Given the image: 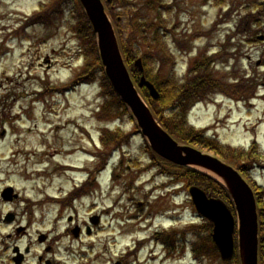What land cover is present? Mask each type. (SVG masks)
Segmentation results:
<instances>
[{
    "label": "rangeland",
    "instance_id": "obj_1",
    "mask_svg": "<svg viewBox=\"0 0 264 264\" xmlns=\"http://www.w3.org/2000/svg\"><path fill=\"white\" fill-rule=\"evenodd\" d=\"M170 1L173 0H166V3ZM221 1L223 0H178L179 4L168 18V20H171L168 27L173 28L179 22L180 27L178 30L182 34L190 35L200 31L206 35L193 41L191 53L181 52L180 55L176 52L178 57L177 75H184L189 60L200 54V51H203L204 48L208 49V54H215L220 45L227 41L229 34H233V29L237 28L241 16L251 15L257 10L253 8L244 11V5L236 11L233 8L226 9L215 6ZM255 1L249 0L248 4L253 5ZM1 3L4 6L0 7V45L4 43L2 40L7 36L8 41L6 43V53L3 58L0 56V123H3L8 132L0 141V156H11V162L9 163L4 158L0 159V167L2 171H10L7 173L5 181L10 180L16 187H19L20 193L25 198L36 200V198L47 194L58 195L60 191L63 194L64 191L68 192L74 187V183L69 182L70 176L65 175L64 177L62 175L63 164H86L89 160L88 156H83V152L80 151H76L75 155L64 156L62 152L64 148H68L66 153L73 152L79 146L88 147L89 149H85V151H88L90 150L89 146H91L90 140H97L96 143H99L98 136L102 128L112 130L116 124H122V128L117 134L125 135L133 132L135 125L129 116H125L120 121L100 122L97 120L96 111L99 108L101 99L99 98L100 89L96 83L77 86L72 92L58 93L60 90H57V88L60 85H69L77 76L87 75V73L83 74L86 61L82 58L80 49L82 43L72 31L75 22L67 4L57 5L58 0H4ZM39 6L48 9L52 13L51 25L45 27L39 23L32 24L26 29V36L14 38L17 35L16 29L28 20L26 19L28 16L31 15L32 17L38 13ZM8 12H13L16 15L7 17ZM12 34L14 37H12ZM242 37L243 35L240 34L235 39H231L233 45L231 44L229 50L237 57L230 59L226 64H222L226 68L221 65L217 66L222 69L221 74H224L226 71L230 73L234 65H238L240 71H243L244 74H253L255 78L254 85L259 88L260 93H264V86L261 85L264 81V67L256 65L257 59L264 57V42L249 43L246 40L249 36H246L244 41H242ZM172 46L173 44H171ZM1 49L2 46L0 51ZM3 76L8 77L9 80H5ZM231 76L233 75H228V80ZM10 92L14 95L19 92L26 97L11 101V96L9 97L10 100L7 99L3 102L4 97ZM251 95L253 93L237 94L235 96L236 98L243 96V101L247 103L245 104L246 107H249L248 103L252 99ZM214 98H220L226 103L225 114L219 112L217 105L208 104L202 107L199 112L193 110L196 116L191 117V123L196 125L197 127H195L198 129H210L208 134H213L215 131V135L218 136L219 140L227 145L248 147L252 142V136L257 130V117L262 114L261 117L264 119V101L252 99L251 102L257 104V106H254L255 109L251 114H247L243 110L244 105L227 100L226 97L221 95H216ZM26 110L29 111V115ZM17 113H21L22 121L19 120L20 116ZM59 125L63 126V130L60 132L61 135L58 134ZM261 128H263V125H261ZM1 129L2 126H0ZM258 141L261 142V139H258ZM142 143V136L131 138L127 145L125 142L122 143L126 151L125 158L139 160V167L132 171L138 172L142 169L141 166L144 168L149 163L148 158L139 153ZM204 151L207 152V150ZM57 152H60L61 155H57ZM144 171L146 170H142V172ZM120 173L122 174V172ZM152 173V171L144 173L136 185H140ZM249 174L250 181L255 182L256 180L257 184L262 186V190H264V169L255 168L249 171ZM26 178L28 180L24 181ZM80 179L81 177H79ZM103 179H108L107 174L103 176ZM158 180L164 179L158 177ZM168 183L169 181L165 185ZM116 184V186L112 184L116 189L114 196L123 191L121 185H118L119 182H116ZM186 186L184 185L178 189L179 196H172L178 191L173 190L172 187L166 192V195H168L166 197L172 204V200L179 204L177 213L180 220L178 224L184 228L190 222L195 221L191 215L192 205L188 199ZM144 187L146 190L151 186L145 185ZM57 188L58 192L56 193ZM158 195L155 194L154 196ZM114 196H100L96 200H99L100 204L103 203L102 205L111 204L115 200ZM91 201L92 197L84 198L83 203L85 204L82 203L84 206L78 208L80 218L88 216L87 212H89L91 206L85 207V205H88ZM76 204H80V200ZM156 221L159 224L161 220L156 219ZM148 232L133 233L130 237H126L124 241L129 243L134 237L148 235ZM208 245H210L209 242ZM119 248L120 246L116 249ZM160 249L161 247H158L157 251ZM192 254L193 252L189 247H186L180 252V255L171 259L149 256L145 260V264H219L216 259L210 258H202L200 261L194 260Z\"/></svg>",
    "mask_w": 264,
    "mask_h": 264
},
{
    "label": "trees",
    "instance_id": "obj_2",
    "mask_svg": "<svg viewBox=\"0 0 264 264\" xmlns=\"http://www.w3.org/2000/svg\"><path fill=\"white\" fill-rule=\"evenodd\" d=\"M163 0H113L108 5V12L113 18L119 38L120 47L123 52L126 64L128 65L133 78L138 81L140 73L134 67V60L141 56L145 67L146 76L156 85L161 97L155 101L151 99L146 89L141 93L152 107L158 121L177 139L191 142L215 153L219 154L224 160L238 165L243 171L241 162L251 158L250 152H244L229 146H223L216 140L205 137L202 133L196 132L189 126L185 119V112L190 107L191 101L204 99L211 91L216 88V84L209 83L206 77H199L196 80H188L184 85L180 84L176 77L173 66L174 57L163 41L165 35L162 34V27L156 21L162 20L164 7ZM242 0H231V5L239 6ZM67 4L71 12L75 15L76 24L73 30L77 37L81 39L84 48L85 66L82 74L74 79L73 87L78 82L98 81L101 89V111L97 114L100 120H110L130 114L125 103L114 91L109 79L104 73L100 60L96 35L93 32L90 21L83 11L78 0H58V4ZM113 5L119 6L122 11L116 12ZM155 17L151 18V14ZM120 17V20H118ZM247 18V17H246ZM205 73V72H203ZM190 101V103H189ZM109 136V134H108ZM107 136V137H108ZM104 138V137H103ZM253 160L247 161L248 166H253ZM181 177L186 181L197 184L204 188L210 195L220 197L225 200L232 208L233 202L227 189L210 176L195 171L190 168H181ZM256 190H260L254 184ZM263 194L257 195L258 210L260 218V263L264 264V202ZM211 247L207 245L209 255L220 261L218 251L211 242ZM221 264V261H220ZM222 264H241L236 256L232 261Z\"/></svg>",
    "mask_w": 264,
    "mask_h": 264
},
{
    "label": "flooded vegetation",
    "instance_id": "obj_3",
    "mask_svg": "<svg viewBox=\"0 0 264 264\" xmlns=\"http://www.w3.org/2000/svg\"><path fill=\"white\" fill-rule=\"evenodd\" d=\"M3 1L0 0V7L4 6ZM10 15L16 14L8 12L7 17ZM11 96L8 93V97ZM5 133L3 130L1 135ZM8 172L0 167V264H140L138 261L147 239L136 237L130 240L129 247L124 239L130 237L134 229L144 227L146 230L149 221L151 224L155 219L162 221L159 205L163 198L160 194L154 196L155 190L149 191L138 203L125 193L124 205L103 206L93 213L98 219L90 224L86 219L79 221L77 205L70 203L67 197L58 204L44 203L39 199L32 203L23 198L13 182L5 181ZM132 193L134 197L139 196L138 191ZM106 213H110L112 219H107ZM178 228L172 227L161 235L159 233L163 231L156 229L149 238L157 241L165 238L174 249H178L181 239L175 232ZM118 245L121 248L116 252Z\"/></svg>",
    "mask_w": 264,
    "mask_h": 264
},
{
    "label": "water",
    "instance_id": "obj_4",
    "mask_svg": "<svg viewBox=\"0 0 264 264\" xmlns=\"http://www.w3.org/2000/svg\"><path fill=\"white\" fill-rule=\"evenodd\" d=\"M81 2L97 33L107 75L115 90L134 113L153 149L174 163L200 165L212 170L225 180L239 215V246L243 264H258V213L251 187L232 166L194 148L178 145L160 127L131 80L102 1L81 0ZM136 65L141 71L143 70L141 59L136 61ZM139 86H147L154 98L159 97L158 91L145 76H142ZM190 193L198 211L214 223L213 239L222 259L231 260L236 248V221L232 211L221 199L208 198L206 193L198 187H191Z\"/></svg>",
    "mask_w": 264,
    "mask_h": 264
}]
</instances>
